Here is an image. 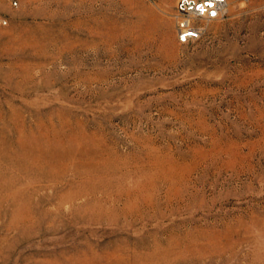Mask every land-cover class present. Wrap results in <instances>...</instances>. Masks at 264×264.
<instances>
[{
	"label": "rangeland",
	"instance_id": "1",
	"mask_svg": "<svg viewBox=\"0 0 264 264\" xmlns=\"http://www.w3.org/2000/svg\"><path fill=\"white\" fill-rule=\"evenodd\" d=\"M177 2L0 0V264H264V0Z\"/></svg>",
	"mask_w": 264,
	"mask_h": 264
},
{
	"label": "built area",
	"instance_id": "2",
	"mask_svg": "<svg viewBox=\"0 0 264 264\" xmlns=\"http://www.w3.org/2000/svg\"><path fill=\"white\" fill-rule=\"evenodd\" d=\"M12 7H18L21 0H7ZM228 8V0H178L176 34L183 44L195 42L203 37L208 22L221 19ZM9 24V18L0 9V26Z\"/></svg>",
	"mask_w": 264,
	"mask_h": 264
}]
</instances>
